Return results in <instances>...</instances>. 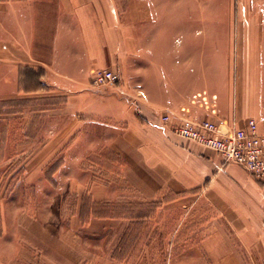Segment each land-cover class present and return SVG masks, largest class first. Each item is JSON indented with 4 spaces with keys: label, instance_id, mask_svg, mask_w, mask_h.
Returning a JSON list of instances; mask_svg holds the SVG:
<instances>
[{
    "label": "crops",
    "instance_id": "crops-1",
    "mask_svg": "<svg viewBox=\"0 0 264 264\" xmlns=\"http://www.w3.org/2000/svg\"><path fill=\"white\" fill-rule=\"evenodd\" d=\"M197 2L0 0V239L6 240L8 207L24 209L17 200L23 195L19 181L38 179L39 164L48 165L60 152L62 166L51 178L63 180V207L90 236L120 227L119 243L132 222L140 221L136 242L142 237L149 244L174 243L175 251L164 256L173 253L180 264H264V179L173 131L183 119L236 121L244 127L248 116L264 134V8L255 32L261 69L254 84L232 100L227 86H215L208 72L199 75V50H213L214 40L208 35L200 46ZM170 36L172 61L166 65ZM129 68L140 74L132 87L137 92L87 89L94 71L128 75ZM39 83L45 89L39 91ZM56 96L64 97L57 112L70 119L62 134L56 137L55 123H48L45 140L30 134L24 151L23 130L36 132L40 125L22 122L23 98H46L43 110L53 116L48 100ZM166 113L169 123L162 120ZM11 146L13 157L6 152ZM92 180L87 197L142 211L141 219H82L83 187ZM71 193L78 197L66 199ZM10 248L5 255L16 259L15 242ZM42 258L51 264L55 257Z\"/></svg>",
    "mask_w": 264,
    "mask_h": 264
},
{
    "label": "rangeland",
    "instance_id": "rangeland-1",
    "mask_svg": "<svg viewBox=\"0 0 264 264\" xmlns=\"http://www.w3.org/2000/svg\"><path fill=\"white\" fill-rule=\"evenodd\" d=\"M197 7L200 46L206 42L208 35L211 38L213 37L214 40L213 50H199V75L205 78L208 72L209 76H213L215 86H227L230 89L231 99L237 98L239 100V97L244 93V87L248 90L250 85L254 84L255 78L261 69L258 65L260 36L255 35V32L263 22V12L261 10L264 8V0H198ZM211 14L214 15L213 18H210ZM207 15L210 16L207 17ZM252 32L254 34L251 35ZM168 42L164 50L166 52L163 60L167 63L166 65L172 61V55L170 54V50L173 51L172 47L174 45L172 36L169 37ZM202 59L204 60L203 64ZM135 69L129 68L133 73H128V75L125 70V72L118 70L119 74L122 73L123 87L120 84H110L96 88L90 80L87 89L96 92L115 89L123 95L137 92L132 87L134 81L141 80V77ZM262 69L264 70V67ZM44 86L45 84L39 83V91ZM48 101L49 106L50 101L54 103L52 105L55 106L56 113L53 116H47L43 110L47 106L46 98L30 101V99L24 97L22 100V107L26 112L22 118L24 125H40L36 132H31L29 126L23 130L24 146H27L23 147L24 151L30 148L29 143L25 141L28 140L26 138H29L30 134L35 133L40 141L45 140V128L48 123L54 122L57 129L55 132L56 137H58L59 134H62L63 123H68L70 120L68 116L57 112V109L63 106V96H56L54 100ZM12 104L13 102L8 104V109H12L9 108ZM31 104L33 109L37 107L38 114L34 115L35 110H33V114L31 113ZM78 117H75L77 122ZM248 118V116H245L246 121ZM12 122L14 121L12 120ZM6 152L7 156L13 157L15 147H8ZM26 156L27 154L22 156L24 161ZM62 163L63 155L59 152L48 165L39 164L38 179H33L31 182L30 179L24 178L19 181L17 188L22 189L23 195L18 194L17 200H22L24 209L15 211L8 207L5 212L7 233L5 235L6 240L0 239V264H8L10 258L5 253L9 254L11 252L10 244L14 242L16 245L15 250L17 253L20 251L16 259H11L14 264H43V262L48 261L42 258L45 254L55 257L52 258L51 264L181 263L174 259L173 253L171 254L172 257L171 255L170 257L164 256L166 251H175L176 244L171 242L149 244L143 242L141 237L139 242L133 243L128 250L124 251L116 248L121 236L120 227H115L113 230L108 227L100 230V235L95 236H90L87 229L83 232L82 228L75 225L72 214L65 209V206L63 207V180L51 178L52 174L60 169ZM51 181H54L55 184H50ZM94 181L87 182L86 187H83L86 190L83 191L85 198L88 196L89 189H91ZM50 188L54 191H50ZM76 195L71 193L66 196V199H75L78 197ZM11 206L13 207V205ZM16 217L17 221L15 223ZM19 219L22 220V225H19ZM136 238L138 239L139 236ZM19 239L20 242H17ZM112 253L117 258H112ZM1 254L4 255L1 256Z\"/></svg>",
    "mask_w": 264,
    "mask_h": 264
},
{
    "label": "built area",
    "instance_id": "built-area-1",
    "mask_svg": "<svg viewBox=\"0 0 264 264\" xmlns=\"http://www.w3.org/2000/svg\"><path fill=\"white\" fill-rule=\"evenodd\" d=\"M120 82V74L112 69L96 70L92 74L96 88ZM162 120L169 123L170 114H164ZM173 131L217 151L224 162L237 163L258 180L264 179V134L259 132L256 119L248 118L244 127L236 121L183 119Z\"/></svg>",
    "mask_w": 264,
    "mask_h": 264
},
{
    "label": "trees",
    "instance_id": "trees-1",
    "mask_svg": "<svg viewBox=\"0 0 264 264\" xmlns=\"http://www.w3.org/2000/svg\"><path fill=\"white\" fill-rule=\"evenodd\" d=\"M127 205H115L107 202H95L90 197H86L83 201V209L81 217L85 221L91 217H109V216H126L130 215L131 218L141 219L142 211L137 212L136 210H127ZM141 222H132L130 227L124 233L120 240L117 248L122 250H128L130 246L137 241V236L141 231ZM118 249V250H119ZM128 252V251H127ZM117 253V252H116ZM117 258V257H116Z\"/></svg>",
    "mask_w": 264,
    "mask_h": 264
}]
</instances>
